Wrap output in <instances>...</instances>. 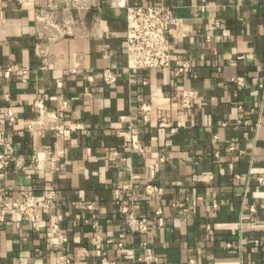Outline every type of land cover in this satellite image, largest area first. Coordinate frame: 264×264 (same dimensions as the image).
I'll return each mask as SVG.
<instances>
[{"label":"crops","instance_id":"obj_1","mask_svg":"<svg viewBox=\"0 0 264 264\" xmlns=\"http://www.w3.org/2000/svg\"><path fill=\"white\" fill-rule=\"evenodd\" d=\"M159 6L185 35L170 40L172 68L130 71L126 10ZM180 61L192 71L175 78ZM183 90L194 94L187 111ZM37 102L82 130L27 131ZM130 125L141 153L119 135ZM0 131L14 148L0 174V264H56L9 208L49 187L58 199L41 218L56 219L71 264H264V0H0ZM148 184L161 195L145 196ZM123 207L146 233L129 230Z\"/></svg>","mask_w":264,"mask_h":264},{"label":"built area","instance_id":"obj_2","mask_svg":"<svg viewBox=\"0 0 264 264\" xmlns=\"http://www.w3.org/2000/svg\"><path fill=\"white\" fill-rule=\"evenodd\" d=\"M25 0H15L18 5H23ZM181 20H179L171 8L165 6L159 7H138L128 8L126 10V60L127 69L130 71H168L172 68L171 44L170 40L175 38H183ZM192 71L191 66L185 62H177L173 71V76L178 78ZM236 86L244 87L243 78H235L231 80ZM103 82L105 85L113 86L116 82V76L109 70L103 72ZM194 94L192 91H180L178 99L181 109L187 111L192 106ZM35 107L38 111V119L36 122L26 126L27 131H35L37 127L48 126V131L55 136L68 140L75 131L82 130L78 124L65 125L61 122L57 115L49 112L41 102H37ZM140 111L144 122L148 121L149 108L141 106ZM7 120L10 123L15 122L14 114L9 111ZM160 126H165L160 124ZM130 125L127 130L119 133L123 139L124 146L129 147L136 152H142L139 140L135 134L131 132ZM14 157V148L6 137L5 133L0 131V174H2L11 164ZM117 153L112 152L109 161L115 160ZM41 159L35 158L34 166L40 170ZM160 161H163L161 159ZM261 181V179H259ZM132 184L118 186L117 192L122 193L130 191ZM145 196L161 195L162 190L151 184L143 187ZM8 195L7 191L0 189V197ZM21 199L11 202L9 208L18 215L21 221H24L29 228L40 233L48 246L56 250V264H71V260L63 252V246L66 243L64 234L61 233L56 219L51 216L47 228L41 218V213H49L57 202L58 194L55 189L49 187L45 189L41 197H36L29 192H20ZM133 205V204H131ZM182 212L187 213L188 208L184 203H178ZM132 207V206H131ZM123 207L121 212L125 216V223L132 233L144 234L147 231L146 223L133 216L132 208ZM216 208V204H214ZM159 226H163L164 222L161 218L157 220ZM98 241V237L96 238ZM18 264H24L19 262ZM193 264V262H189Z\"/></svg>","mask_w":264,"mask_h":264}]
</instances>
